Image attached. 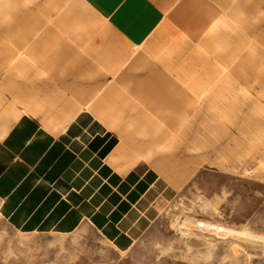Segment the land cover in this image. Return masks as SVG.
I'll return each mask as SVG.
<instances>
[{"label": "crops", "instance_id": "obj_1", "mask_svg": "<svg viewBox=\"0 0 264 264\" xmlns=\"http://www.w3.org/2000/svg\"><path fill=\"white\" fill-rule=\"evenodd\" d=\"M201 130L220 154L239 140L264 153V0H0V216L13 229L87 225L129 250L156 196L188 179Z\"/></svg>", "mask_w": 264, "mask_h": 264}, {"label": "rangeland", "instance_id": "obj_2", "mask_svg": "<svg viewBox=\"0 0 264 264\" xmlns=\"http://www.w3.org/2000/svg\"><path fill=\"white\" fill-rule=\"evenodd\" d=\"M217 113L215 102L207 106L205 122ZM201 135L191 142L197 150L184 155L188 179L156 196L155 216L129 250L117 251L87 225L68 235L24 234L0 216V264H264V240L198 225L264 236V153L239 140L220 154L216 137L205 130Z\"/></svg>", "mask_w": 264, "mask_h": 264}, {"label": "bare ground", "instance_id": "obj_3", "mask_svg": "<svg viewBox=\"0 0 264 264\" xmlns=\"http://www.w3.org/2000/svg\"><path fill=\"white\" fill-rule=\"evenodd\" d=\"M202 225V226H207L211 229H213L214 231L216 230L218 233L220 231L222 232H225V233H237V234H241V235H245V236H248V237H251V238H257L258 240L261 239L264 240V236L263 235H256V234H253L247 230H243V231H239V230H236V229H233V228H229V227H225L223 225H220V224H216V223H211V222H204V221H198V225Z\"/></svg>", "mask_w": 264, "mask_h": 264}]
</instances>
